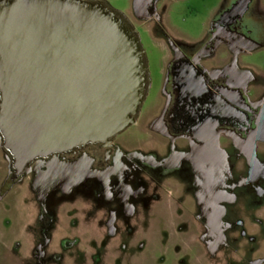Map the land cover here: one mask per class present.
<instances>
[{"label": "flooded vegetation", "instance_id": "flooded-vegetation-1", "mask_svg": "<svg viewBox=\"0 0 264 264\" xmlns=\"http://www.w3.org/2000/svg\"><path fill=\"white\" fill-rule=\"evenodd\" d=\"M178 1L112 8L139 42L136 26L145 23L169 42L161 104L146 127L138 110L121 132L36 156L24 172L0 132L8 157L0 200L24 180L36 205L31 210L24 196L33 217L25 264H120L146 242L169 263L191 254L201 264H264V0H200L207 18L185 35L169 16ZM146 80L145 96L147 71ZM131 126L153 132L155 147L124 135ZM48 182L56 183L52 207Z\"/></svg>", "mask_w": 264, "mask_h": 264}, {"label": "water", "instance_id": "water-1", "mask_svg": "<svg viewBox=\"0 0 264 264\" xmlns=\"http://www.w3.org/2000/svg\"><path fill=\"white\" fill-rule=\"evenodd\" d=\"M146 86L139 39L109 6L0 1L1 145L22 172L133 124Z\"/></svg>", "mask_w": 264, "mask_h": 264}, {"label": "rangeland", "instance_id": "rangeland-1", "mask_svg": "<svg viewBox=\"0 0 264 264\" xmlns=\"http://www.w3.org/2000/svg\"><path fill=\"white\" fill-rule=\"evenodd\" d=\"M108 3L113 9L123 13H129L132 6V0H108ZM190 5L194 7V10L189 7ZM206 12L201 5L200 0H181L176 2L173 12L169 16L172 20V26L182 35H185L188 34L189 31H196L200 24L205 22L207 18L205 17ZM136 27L145 55L146 71L149 78V88L145 99L139 108L138 116V121L140 122L139 125L146 127L155 117L159 105L161 104L158 94L161 88V79L165 69L166 60L169 55V42L165 36L156 34L150 23H145L143 26L137 25ZM129 132L135 134L136 136L133 138V140L138 142V144H142V147L146 149L154 148L157 143L156 135L149 130L144 132L140 131L137 126H131L128 128V130H126L124 135ZM7 167V154L0 147V183L5 177ZM55 189L56 183H47L45 190L47 196L46 201L49 207L53 206L52 201L53 198H55ZM28 190L29 188H27V184L23 180L18 184V186L11 189L2 200H0V264L26 263L24 259L27 256V252L29 250L30 237L32 235L30 232V222L33 221V217L31 215V217L28 218L27 213H25V206H22L26 203L23 201L24 196H26L25 200L27 201L29 207H31V210H34L36 207L33 193ZM156 216V219L162 221L163 216L161 212L159 214L158 211ZM236 231L238 232L239 228H236ZM89 236L90 235L87 234V238ZM252 237L255 238L256 235L253 234ZM238 240L241 242L239 238ZM238 240L235 238L230 239L228 237L227 241L230 244V248H240L237 245L239 243ZM85 241L86 240H84V242ZM14 242L21 243V248L19 250H13L12 246ZM149 243L150 242H146L148 248L145 251L138 252L135 248H133L132 251L130 250V252L136 251L134 252L136 253V256L133 257V261L131 258H129V260H126L120 264H201V261L196 262L193 257H191V254H189L186 259L183 258L181 261V257L178 256L177 258L176 256L174 263H169V255L161 252L160 250H155V246ZM253 243H257V241H251V246H253ZM4 245H8V247L6 248ZM251 257V255H246L243 257V259L247 260ZM212 264L221 263L213 262ZM226 264H240V262L234 259H229Z\"/></svg>", "mask_w": 264, "mask_h": 264}]
</instances>
